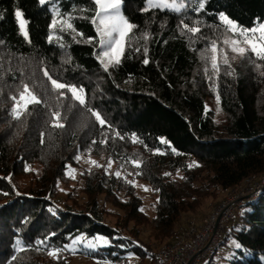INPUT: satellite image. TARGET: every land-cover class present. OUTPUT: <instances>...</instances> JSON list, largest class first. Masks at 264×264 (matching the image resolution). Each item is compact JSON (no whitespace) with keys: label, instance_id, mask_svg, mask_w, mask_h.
<instances>
[{"label":"trees","instance_id":"16d2710c","mask_svg":"<svg viewBox=\"0 0 264 264\" xmlns=\"http://www.w3.org/2000/svg\"><path fill=\"white\" fill-rule=\"evenodd\" d=\"M178 1L184 8L174 12L145 11L147 0H121L135 27L119 65L105 71L94 3L0 0V264H72L74 254L109 264H131L134 255L135 264H144L150 248L138 226H149L157 242L174 243L187 228L183 219L202 221L209 200L211 212L234 187L264 176V60L250 54L232 59L228 52L231 67L221 63L219 75L209 80L210 61L201 59L211 55L212 40L224 47L231 35L221 14L251 29L264 23V0ZM68 17L73 28L61 30ZM184 25L200 31L187 32ZM45 71L82 89L85 104L67 88L60 90L63 96L52 91ZM24 85L41 103L28 105L17 120L13 97ZM214 100L221 121L209 107ZM53 112L64 127L53 126ZM81 154L102 167L85 169L77 190L66 173ZM109 160L119 178L109 171ZM131 177L157 195L151 220ZM228 227L222 244L235 240L238 246L225 264H264V189L246 198ZM96 238L107 243L69 250L77 239ZM53 249L62 251L48 255Z\"/></svg>","mask_w":264,"mask_h":264},{"label":"snow or ice","instance_id":"6c2138e0","mask_svg":"<svg viewBox=\"0 0 264 264\" xmlns=\"http://www.w3.org/2000/svg\"><path fill=\"white\" fill-rule=\"evenodd\" d=\"M44 2L45 0H40L41 4H43ZM89 3L95 4V13L92 17V23L96 27L97 35L101 37L100 43L102 56L98 57V59L101 60L105 71H107L110 65H119V63L121 62L124 50L131 41L130 33L135 25L129 23L128 20L121 14V0H89ZM203 7L204 3L201 2L199 4V8L203 9ZM153 8H159L161 10L168 9L174 12H179L182 8H184V4L177 3L176 0H172V2H169V0H147V7L145 8V11ZM57 15H59L58 12ZM16 17L19 20L21 32L24 34L25 38H27L25 21L20 18L21 13L19 11L16 13ZM70 20L71 17H68L67 19H61V30H64V25H66L70 29L73 28L72 24L69 22ZM220 20L225 25V32L231 33V35H226L222 41L223 45L228 49V51H225V47H219L216 40H212L208 48V51H210L211 55L201 56V59L210 61L211 69L209 70L208 68H205V74L208 75L209 80H212L213 76L219 75L221 63L223 65L231 67L228 55L229 51L234 54L232 56V59H236L237 56L244 57L250 54L249 58H251V56H254L257 60H264V23L258 24L256 27L251 29H245L239 27L223 14L220 15ZM56 24L57 20L53 19L52 27H55ZM184 28L187 30V32L193 34H196L200 31V28L198 26L189 27L188 25H184ZM144 38H147V34H145ZM144 62L147 63L148 61L145 60ZM209 72L211 73L210 75ZM228 74L232 75V73ZM44 76L47 77V79L50 81L51 90L56 92L59 96L64 95V93L60 90L67 88L68 92L71 93L72 99L77 100L80 105L85 104L82 89H77L76 87L65 85L64 83L53 79L47 71L44 72ZM217 99L219 98L217 97ZM13 100L14 106L11 109V114L13 118L17 120L20 119V117L28 111V105L41 103V100L28 88L27 85H24L23 90L19 93V98L17 99L16 97H13ZM89 111H91V109H89ZM92 115L101 126L105 124V121L98 113L92 112ZM52 116L54 118V127H64V125L60 122V114L58 112H53ZM137 142L138 141L133 138V143ZM93 143L96 142L93 141ZM101 143H106V141H101ZM79 159L80 158L77 157V160ZM90 163L95 167H102L94 160L90 161ZM132 163L135 167H140L139 161H132ZM111 164L112 161L109 160V168L111 167ZM69 174L72 176V178H75L74 170H71ZM139 174L140 173H136V175ZM115 175L119 178L121 174L120 172H116ZM128 183L135 186L134 181H128ZM144 190L147 191L148 189L145 188ZM79 242V239L74 241V243ZM104 243H106V241ZM91 246L92 245H89V247ZM69 250L75 251L74 248H69ZM60 251L62 250H49L48 255L58 256Z\"/></svg>","mask_w":264,"mask_h":264},{"label":"built area","instance_id":"2783aa9c","mask_svg":"<svg viewBox=\"0 0 264 264\" xmlns=\"http://www.w3.org/2000/svg\"><path fill=\"white\" fill-rule=\"evenodd\" d=\"M263 189L264 176L234 187L200 223L190 219L185 232L174 243L149 247V264H204L219 248L222 235L235 221L246 198Z\"/></svg>","mask_w":264,"mask_h":264},{"label":"rangeland","instance_id":"374dc122","mask_svg":"<svg viewBox=\"0 0 264 264\" xmlns=\"http://www.w3.org/2000/svg\"><path fill=\"white\" fill-rule=\"evenodd\" d=\"M47 0H45L46 2ZM169 2H172V0H169ZM177 3H182L179 2L178 0H176ZM184 4V3H183ZM121 14L122 13V7L120 9ZM124 16V15H123ZM21 19H23L25 21V30L27 32V37H28V30H27V22L26 20L23 18L22 14H21ZM19 21V20H18ZM20 25V23H19ZM23 34V33H22ZM24 35V34H23ZM101 38V37H100ZM225 47V46H224ZM225 51H228V49L225 47ZM230 53V51H229ZM232 55H234L233 53H231ZM106 60V58H105ZM209 107L212 108V110H214L215 114L217 115V120L221 121L224 116L223 114L219 111V105H218V101L214 100L213 102H208ZM79 165L77 167H70L68 172L66 173L70 179V187H76L77 190H80L83 186H84V180L82 179V173L83 171L89 170L94 168L95 166H93L90 161H93L94 159L87 157L83 154L80 155L79 157ZM96 161V160H94ZM71 170H74V174H75V178H72V176L69 174ZM110 172L116 173L119 172L116 168L114 164H111V167L109 168ZM131 181H134L135 183V188L137 191V194L139 196V198L142 199V211L144 212V214L147 215L148 219H153L155 217V204L157 202V195L154 193L153 189L151 188V186L137 178H130ZM26 183H28V180H25ZM148 189L147 191H145L144 189ZM82 196V193L80 194V197ZM83 199V197H82ZM210 202L212 200H209ZM207 206L203 207V211L206 212L204 214L205 217L210 213L208 209L209 207V203ZM107 208L113 212V213H117L120 217L122 216V212H120L119 210L113 208L110 204L107 205ZM204 217V218H205ZM192 220L194 218H189L187 217L186 219H183V225L185 228L188 225L189 220ZM116 220V218L114 217H110L108 218V222H113ZM196 222L200 223V219L197 218L194 219ZM133 225V224H131ZM140 230H144L143 235L141 236L142 241L148 245L149 247H160L161 245L166 244L167 242H157L156 240H154V238L151 237L152 234V230L149 226L147 225H141L138 226ZM185 230V229H184ZM229 230V227L227 228V231L222 235L221 237V245L219 246V249L217 250L216 254L212 257V254L209 255V257L205 260L204 264H208L212 259L214 260L213 264H225V261L230 257V254L232 253V248H236L238 246V243L235 240H229L228 242H226V244H222L224 242V239L227 237V232ZM80 242L79 243H73L71 245L70 248H74L75 252L76 251H82L84 248H97L99 245H104L106 243L105 240L101 239V238H96L94 240H85V239H79ZM89 245H92L91 247H89ZM130 258V262L131 264H135L138 261V258L135 257L134 255H129ZM72 264H109L108 262H99L97 260H91L90 258L81 255V254H74L73 256V260H72ZM144 264H149V256L146 259V262Z\"/></svg>","mask_w":264,"mask_h":264}]
</instances>
